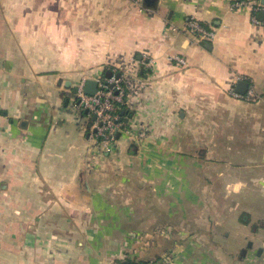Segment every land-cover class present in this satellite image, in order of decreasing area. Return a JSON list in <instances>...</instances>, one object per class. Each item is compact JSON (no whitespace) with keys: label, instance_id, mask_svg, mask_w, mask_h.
<instances>
[{"label":"crops","instance_id":"obj_1","mask_svg":"<svg viewBox=\"0 0 264 264\" xmlns=\"http://www.w3.org/2000/svg\"><path fill=\"white\" fill-rule=\"evenodd\" d=\"M234 1L0 0V264H264V8ZM108 72L115 150L74 97Z\"/></svg>","mask_w":264,"mask_h":264},{"label":"built area","instance_id":"obj_2","mask_svg":"<svg viewBox=\"0 0 264 264\" xmlns=\"http://www.w3.org/2000/svg\"><path fill=\"white\" fill-rule=\"evenodd\" d=\"M133 3L144 9V0H132ZM233 8L248 9L252 14L255 23H259L258 13L263 10L264 5L261 0H235ZM174 31H180L173 26ZM187 36L199 42H211L216 37V30L212 26L202 24L198 19L191 18L182 29ZM172 61L179 65H185L187 62L183 56H173ZM153 61L145 66H150ZM128 69L125 73H129ZM98 90L94 95L85 92L86 81L81 82L75 91L76 105L91 115L96 116L92 126V138L103 145L104 148L115 150L118 143L119 134L125 129V119L122 114L123 108L130 104L127 97V90L124 85L123 74L119 76L116 73L111 77L102 76L98 78ZM230 94L236 98L250 99L254 96V90L250 89L246 94L238 92L234 86L229 90ZM111 264H158L153 261L130 263L125 259L114 260Z\"/></svg>","mask_w":264,"mask_h":264},{"label":"water","instance_id":"obj_3","mask_svg":"<svg viewBox=\"0 0 264 264\" xmlns=\"http://www.w3.org/2000/svg\"><path fill=\"white\" fill-rule=\"evenodd\" d=\"M156 0H145V2L148 5H152ZM260 17L264 19V12L260 14ZM108 76H112V72L107 73ZM119 76V75H118ZM249 89V83L247 81H239L237 84V90L238 92L242 94H246ZM98 90V81L94 79H88L86 80V86H85V92L90 95H94ZM88 113V111H86ZM125 113V112H123ZM93 120H96V116H93ZM129 119H126V122H128ZM251 246V244H250Z\"/></svg>","mask_w":264,"mask_h":264},{"label":"rangeland","instance_id":"obj_4","mask_svg":"<svg viewBox=\"0 0 264 264\" xmlns=\"http://www.w3.org/2000/svg\"><path fill=\"white\" fill-rule=\"evenodd\" d=\"M175 258H176L175 252L168 251L166 253H163L159 257L150 258L148 260H145L144 262L153 261L154 263H158V264H175ZM139 262L144 263L141 261H139Z\"/></svg>","mask_w":264,"mask_h":264},{"label":"trees","instance_id":"obj_5","mask_svg":"<svg viewBox=\"0 0 264 264\" xmlns=\"http://www.w3.org/2000/svg\"><path fill=\"white\" fill-rule=\"evenodd\" d=\"M124 85L126 87V90H127V97H128V89H127V85H126V80L124 81ZM122 259H125L126 261L130 262V263H134V262H139L137 260H132V259H129L127 256L123 255L121 258L119 259H116V260H122ZM114 261V260H113ZM141 262H144V261H141ZM111 264V263H110Z\"/></svg>","mask_w":264,"mask_h":264}]
</instances>
